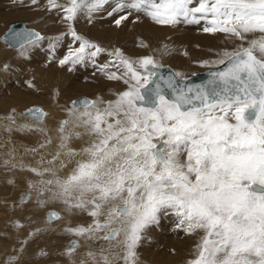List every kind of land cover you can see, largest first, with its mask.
Wrapping results in <instances>:
<instances>
[{
  "label": "snow or ice",
  "instance_id": "6c2138e0",
  "mask_svg": "<svg viewBox=\"0 0 264 264\" xmlns=\"http://www.w3.org/2000/svg\"><path fill=\"white\" fill-rule=\"evenodd\" d=\"M46 5L68 25L63 35L72 44L58 62L71 65L69 71L87 62L95 65L105 51L76 31L81 16L91 23L105 13L117 27L133 13L159 25L203 21L204 32L224 33L240 44L216 61L223 70L197 85L186 84L178 72L158 81L160 65L153 57L133 61L120 49L110 54L114 71L97 66L109 80H122L126 90L107 102H72L69 119L56 130L60 147L66 149L73 138L88 139L69 175L58 177L54 167L31 169L52 176L39 187L29 185L38 205H62L66 215L86 213L90 224L65 231L102 242L81 249L73 241L64 253L71 264H140L137 249L145 230L168 213L177 217L176 228L185 235L202 233L186 264H264V0H46ZM7 35L9 44L20 48L45 40L34 30L9 29ZM58 43L50 42L49 62ZM0 69L7 71L9 65ZM27 86L35 87L31 81ZM24 115L39 123L46 113L31 108ZM9 120L16 123L15 117ZM63 154L76 155L70 149ZM60 155L53 161L63 168ZM48 218L62 219L57 212ZM5 264H20L19 255H10Z\"/></svg>",
  "mask_w": 264,
  "mask_h": 264
},
{
  "label": "rangeland",
  "instance_id": "374dc122",
  "mask_svg": "<svg viewBox=\"0 0 264 264\" xmlns=\"http://www.w3.org/2000/svg\"><path fill=\"white\" fill-rule=\"evenodd\" d=\"M23 1L26 2V0ZM58 2L66 3V0H58ZM0 11V15L10 12H18L19 15V17L16 19L1 18V21L3 22L0 21V52H2L0 53V65H9V70L7 71L0 69V81L3 80L5 84L4 87L1 85L0 90V104H2L0 106V115L12 117L13 115H11V113H14L15 111L19 112L21 115L20 117H23L20 123L26 122L23 112L33 107H39L44 112V109H48L50 106H52V104H55V107L57 108L56 112L59 114V120L63 121L69 119L67 110L73 107L72 102L76 98L86 97L92 101V99H95L98 96H101L104 99L106 96L107 101L110 99L114 100L117 93L126 90L127 85H125L122 80H109L103 72L97 71V66H110L113 60V57L110 54L113 53L115 49H120L125 57L133 61H137L140 57L151 56L157 61L160 67L170 66L174 72L177 73V67L172 63H168V61L163 60L162 57L167 54H186L187 50L182 47V43L180 42V39H184L186 36L197 35L199 37H207L206 35L210 34L212 38L219 37L221 43L228 45L227 51L229 52L237 50L240 46L238 41L226 36L224 33L221 34L217 32L206 34V32L203 31V21H201L199 24L181 22L173 27V25H159L146 16L145 20L147 23L151 26H155V28L152 32L140 35L138 27L142 25H140L138 22L141 21L142 17H138L137 13H133L131 16H129L128 20L122 22L121 26L119 27L115 25L113 17H109L105 13H100L95 15V18L91 23L88 22L86 18L81 16L75 24V29L79 34L99 44L105 49V51L96 58L95 65L91 62H87L84 65H76L71 71H69L71 65L60 66L58 62L59 59L63 58V56L66 54L68 46L72 44L71 37L63 35L67 33L68 25L59 19L60 14H57L54 11L49 12L47 10L46 0H39L37 5H33L31 11L28 3H19L13 0H0ZM14 21L25 22L27 27L35 29L41 35L45 36V40L35 47L26 45L25 48H19V50L11 49L2 41V36L9 24ZM194 25H198V28L201 30L197 32L195 31L196 33L186 31V28H190ZM172 29L173 31L170 32L169 30ZM221 35H224L225 37ZM226 37L230 41H227ZM57 40H59V43L55 50V57L51 59V62H49L51 56L49 47L50 42ZM62 41L65 44L62 45ZM244 46L247 45L245 44ZM21 53H23V55H21ZM136 66L139 67V65ZM217 66H219V64L215 62L204 67H196L191 72L182 75V78L187 79L198 72ZM114 70L115 69L111 66L108 69V71ZM141 71L143 70L141 69ZM28 81H31L35 87L29 88L27 86ZM110 81H116L117 84L110 87ZM19 101L23 104L21 105ZM5 106H7V108H5ZM13 109L15 111H13ZM19 114L15 116V121L18 120ZM60 114H65V116L60 117ZM1 118L2 116H0V120ZM61 121H59V125ZM39 126L44 128L46 125ZM32 131L35 132L36 129H32ZM16 132V136H20L21 133L18 131ZM36 137L37 136L31 134L29 141L33 140V144L36 142L35 145H38L39 143V146H41V144L43 145V142L45 141L42 139H37ZM57 139L58 138H55V141L60 142V140ZM26 140L27 139L15 140L17 141V144L15 145L19 148L22 146H27L25 143L29 144L30 142ZM82 141L83 139L78 140L80 144L79 145L77 139L73 138L67 142L66 149H61L60 145H58L59 142L57 144L53 143V150L57 149L56 153L58 151L63 153L64 151L68 150V148H70V150L74 151L76 155L67 156L61 154L59 159L62 161L61 158L64 156V158L67 160H72L71 158L73 157L77 159L79 158L80 160L82 158L81 150L87 146L86 142L83 144ZM77 146H80V148ZM28 149L35 148L33 147ZM36 159L38 162H41L43 160V156ZM51 161L55 162L53 161V158ZM49 165L50 163L45 165V167L48 168L50 167ZM3 168L5 167H0V174H4L6 176L9 175L6 174L8 171L4 170ZM14 169L15 168H11L10 170L14 171ZM1 175L0 180L2 181L3 177ZM43 177H41V179ZM47 179H52V176L49 174L48 176H45L43 180ZM3 184L5 185V182ZM4 185L0 186L3 188ZM5 188L6 187H4V189ZM18 190L19 193L24 192V196L21 199L24 203L19 201L17 204L14 203V205H22L21 207L23 208V214H25V217H23L22 220L17 218L15 226L14 222L12 224H7L8 222H3L0 224V246L2 247L4 245L2 248L0 247V253L2 252V249H4L5 252L8 251L9 253L7 252V256L5 257L8 258L10 255L16 254L15 251L21 250L25 245L34 242L36 239V241L40 240L41 243H35V246L30 244V251L25 253V257H20V264H68V259L70 260V258L64 253L67 251L73 241H77L79 243V240L82 238L75 235L71 236L65 231L66 226L68 227L70 225L69 222L62 221L59 224H56L55 222L53 225H51L53 221L56 220H52L51 222L47 218L49 212L59 213V211H63V206L59 204H49L46 208V206L40 207L37 204L38 202L26 203L29 199L26 200L24 197L29 193L31 194V198L32 193H34L33 196L36 198L34 201H38L36 191L33 192L31 189L25 190V188H18ZM47 195L48 194L45 193L44 196H41L39 199H45ZM10 200L14 201L15 198L11 196ZM44 211L47 212L44 213ZM40 213H42L41 216ZM10 214L11 212H7V216H3V219L5 220L6 218L9 220L8 217ZM90 223V217L86 213L80 215V212H78L75 216V219L72 220V225L70 226L87 225ZM177 223V217L172 213H168L166 215H161L159 224L152 225L145 230L144 239L137 249L140 264H186V262L195 255V246L199 243L202 233L197 232L193 235H185L183 230L176 228ZM54 227L57 228L55 229ZM1 228H3V232L1 231ZM27 228L28 231H26ZM20 229L23 230L19 232ZM37 229H40V231L38 232ZM50 231L51 234H49ZM28 232L30 235L27 234ZM13 235L15 236L12 238ZM32 236H34V238L29 240ZM27 241L28 243L26 244ZM100 242L101 241H94L89 243H91L93 247H99V245L102 243ZM16 247L17 250L14 249ZM4 260L5 259H0V261H2L0 264H5Z\"/></svg>",
  "mask_w": 264,
  "mask_h": 264
},
{
  "label": "bare ground",
  "instance_id": "6f19581e",
  "mask_svg": "<svg viewBox=\"0 0 264 264\" xmlns=\"http://www.w3.org/2000/svg\"><path fill=\"white\" fill-rule=\"evenodd\" d=\"M15 2H21V0H13ZM23 3L25 4H29V8H30V11L33 7V5L30 4L29 0H26L23 1ZM31 5V6H30ZM29 10V9H28ZM1 12V11H0ZM23 13V12H22ZM25 13V12H24ZM21 15V14H20ZM24 15V14H23ZM138 17H142L141 18V21L138 22L140 23V25L142 26H139L138 29H139V33L140 35L141 34H145V33H149V32H152L154 31V28L155 26H151L147 23V21L145 20L146 19V16L142 13L140 14H137ZM19 15H18V12H10V13H7V14H2L0 15V21H1V18H5V19H16L18 18ZM21 18V17H20ZM87 20V19H86ZM3 22V21H1ZM1 26V25H0ZM27 26V25H26ZM174 27V26H173ZM179 27V26H178ZM199 26H192L190 28H186V31H190V32H197L199 30H201L200 28H198ZM1 28V27H0ZM99 28V27H98ZM183 28V27H182ZM175 29V28H173ZM172 30H169L170 32L173 31ZM195 32V33H196ZM198 34V33H197ZM202 34V33H201ZM207 34V33H206ZM222 34V33H221ZM217 35V34H216ZM143 36V35H142ZM207 37H199L197 35H189V36H186L184 39H180V42L182 43V47H184L185 50H187V53L186 54H180L178 53L177 55H170V54H167L165 56H163V60H166L168 61V63H172L173 65H175L177 67V70L179 73H181L182 75H185L189 72H191L194 68L196 67H204L206 65H209V64H213L217 61V59L221 56V54L227 50V46L226 44H223L221 43L220 41V38L219 37H216V38H212L210 34H207L206 35ZM221 36H224V35H221ZM225 37V36H224ZM227 41L229 40L227 37H226ZM225 39V40H226ZM230 41V40H229ZM232 42V41H231ZM227 43V42H225ZM230 43V42H229ZM6 44V43H5ZM65 44L63 41H62V45ZM228 44V43H227ZM7 45V44H6ZM231 45V44H230ZM8 46V45H7ZM9 47V46H8ZM110 47V46H109ZM11 48V47H10ZM20 48V47H19ZM19 48H17L19 50ZM13 49V48H11ZM22 49V48H21ZM0 50H1V47H0ZM3 50V49H2ZM5 50V49H4ZM17 51V50H16ZM58 52V51H57ZM142 52V51H141ZM2 53V52H0ZM61 54V52H60ZM134 55V54H133ZM137 55V54H136ZM141 55V54H140ZM62 56V55H61ZM135 57V56H134ZM15 58V57H14ZM137 58V57H136ZM141 58V57H140ZM207 62V63H205ZM68 70V69H67ZM61 79V78H60ZM56 81V80H55ZM110 87L112 85H115L117 84L116 81H110ZM2 83V84H1ZM1 85L2 87L5 86L4 84V81H0V90H1ZM117 86V85H116ZM3 94V93H2ZM110 97V95H109ZM108 97V98H109ZM116 98V97H115ZM3 99V98H2ZM15 100V99H14ZM96 100H102L104 102H106V96H105V99L102 98L101 96H98L97 98L95 99H92V101H96ZM111 100V99H110ZM20 102V101H19ZM21 105L23 104L22 102H20ZM2 104H0L1 106ZM56 105L55 104H52V106H50L48 109H44V113H46V116L43 118L42 122H36L35 119L33 120V118H26L25 121L26 122H21V120L23 119V117H20L21 115L19 114V112H14V113H11V115H13L12 117H15L16 115L19 114V118L18 120L16 121L15 124H11L10 120H9V117L10 116H6V115H0L2 116L1 120H0V167L2 168V166H4L5 168H3L4 170H7L8 173L6 174H9V175H1L3 177V180L1 181L0 180V185L3 186L4 182H5V185L4 187H6L4 189V187L2 188L0 186V224L5 222L7 224H12L14 222V226H15V223L17 222V218L22 220L23 217H25V214H23V208L21 207L22 205L18 204V205H14V203H18L19 201H22L21 199L23 198V193L22 192H18V188L20 189H31V191L35 192V188H30L29 185H35V186H39V182L41 180H43L45 178V176H48L49 173L47 172H44V174L41 176V175H37L36 172H33L31 171V169H37L38 171L40 172H43L44 169L46 168L45 165L49 164V162L52 160L53 156L56 154V150H53L54 149V146H53V143L57 144L58 142L55 141V138H58V133H57V129L59 127V114L57 111V108L55 107ZM103 106V105H101ZM5 108H7V106H5ZM17 108V107H16ZM83 109L82 107L79 109L80 111H83L81 110ZM1 111V110H0ZM26 111L23 112V115L25 114ZM3 113V112H2ZM1 114V113H0ZM4 114V113H3ZM7 114V113H6ZM10 114V113H9ZM25 116V115H24ZM65 116V114H60V117H63ZM64 119V118H63ZM28 125L29 128H21L20 126L21 125ZM39 125H46L44 127L45 131L44 132H41L39 129L42 128L41 126ZM36 129V131H32V129ZM20 132V136H16L17 135V132ZM31 134L37 136L36 138L37 139H42L44 140L45 142H43V147H42V144L41 146L40 143L38 145H35L33 144V140L29 141L30 137H31ZM46 137H49L52 139V143L49 144V143H46ZM18 139H21V140H24V139H27L26 141H29L30 143L27 144L25 143L27 146H22V147H17L15 144H17V141L15 140H18ZM59 140V138L57 139ZM81 140V139H80ZM55 141V142H54ZM84 141V142H83ZM83 141L82 143L85 144V142L87 141V137H84L83 138ZM7 142V143H5ZM12 142V143H10ZM41 142V141H40ZM75 142V141H74ZM78 142V140H77ZM10 143V144H8ZM38 143V142H37ZM76 143V142H75ZM33 144V145H31ZM79 144V142H78ZM77 144V145H78ZM83 144H82V147H83ZM58 145H60V142L58 143ZM80 145V144H79ZM35 148V149H28V148ZM71 147V146H69ZM80 148V146H77ZM86 147V146H85ZM42 148V149H41ZM57 148V146H56ZM72 148V147H71ZM70 149V148H68ZM74 150V149H73ZM42 154V155H41ZM62 155H64L62 152H61ZM43 156V160L41 162H38L36 158H39L41 156ZM62 161L65 163V167L63 168H60L59 165L56 163V162H53L51 165H49L50 167H54L57 169V176L60 177V178H65L67 175H69L72 171V169L76 166V162L79 160V158H71L72 160H67L64 158H61ZM4 164V165H3ZM6 164V165H5ZM10 167V168H8ZM11 168H15L14 171H11L10 169ZM3 171V170H2ZM6 172V171H5ZM44 176V177H43ZM16 177V178H15ZM41 177H43L41 179ZM2 179V178H1ZM34 193H32V198L31 200H27L26 203H29V202H38V201H34L36 200L35 196H33ZM13 196L15 198V200H10V197ZM26 196V195H25ZM43 197V196H42ZM25 198V197H24ZM23 202V201H22ZM24 203V202H23ZM22 204V203H21ZM38 204V203H37ZM31 205V204H30ZM49 205V204H48ZM53 205V204H52ZM21 207V208H20ZM36 207V206H34ZM30 208V207H29ZM38 208V207H37ZM47 208V206H46ZM31 209V208H30ZM10 210V211H9ZM7 212H11V214L9 215V220H7L5 218V220L3 219V216H7ZM33 212V211H31ZM38 212V211H37ZM40 212V211H39ZM47 212V211H44V213ZM28 213V212H27ZM36 213V212H35ZM43 213V211H42ZM42 213H40V216L42 215ZM50 213V212H49ZM49 213H48V216H49ZM60 213V216H61V220H56V221H53V223L51 225H53L55 222L56 224L62 222V221H66V222H69L70 225H72V220L75 219V216L77 215V213L75 214H72V215H66L65 211H59ZM84 213H80V215H82ZM47 216V218H48ZM29 217V216H28ZM36 219V218H35ZM49 219V218H48ZM19 220V222H20ZM32 220V219H31ZM84 220V219H83ZM82 220V221H83ZM25 222V221H24ZM52 222V221H51ZM90 222H91V218H90ZM21 223V222H20ZM24 224V223H22ZM77 224V223H76ZM68 225V224H66ZM69 225V226H70ZM10 226H13V225H10ZM9 226V227H10ZM60 226V225H59ZM77 226V225H76ZM2 227V226H1ZM36 227V226H35ZM38 227V226H37ZM53 227V226H52ZM67 227V226H66ZM55 228V227H54ZM57 228V227H56ZM55 228V229H56ZM60 228V227H59ZM36 229V228H35ZM21 230L23 229H20L19 232H21ZM1 231L3 232V228H1ZM25 231V230H24ZM28 231V228L27 230ZM35 231V230H34ZM33 231V232H34ZM30 232V231H29ZM29 232L27 233L28 235ZM48 232V231H46ZM5 233V232H4ZM11 234V233H10ZM16 234V233H15ZM51 234V231L50 233ZM27 235V236H28ZM57 235V234H56ZM15 235L12 236V238L14 237ZM35 236V234H34ZM34 236H32L29 240L33 239ZM72 236V235H71ZM49 237V236H48ZM55 237V236H54ZM58 237V236H57ZM1 238V236H0ZM46 238V236H45ZM51 238V237H50ZM28 240V241H29ZM13 241V240H12ZM23 241V240H21ZM28 241L26 242V244L28 243ZM48 242V241H47ZM98 242V241H96ZM18 243V242H17ZM35 243H41L40 240H37L35 239L34 242L30 243L31 245L35 244ZM45 243V242H44ZM101 243V242H100ZM99 243V244H100ZM4 244V243H3ZM30 244L28 245H25L21 250H17V247L14 248L16 249L17 251H15L16 254L19 255V259L20 257H25V253H28L30 251ZM79 244H80V247L81 249L85 248L89 242L84 240L83 238L79 240ZM40 245V244H39ZM98 245V244H97ZM4 246V245H3ZM2 246V247H3ZM35 246V245H34ZM1 247V246H0ZM1 247V248H2ZM66 248V247H65ZM13 249V248H12ZM13 249V251H14ZM7 250V249H6ZM79 251V249H78ZM8 252V251H7ZM7 252H5L4 249H2V252L0 253V259H5V261L8 260V258H5L7 256ZM4 253V254H3ZM6 253V254H5ZM9 253V252H8ZM12 253V252H11ZM14 253V252H13ZM4 257V258H3ZM25 261V260H24ZM68 264H71V260L68 259ZM2 262V261H0ZM2 264V263H1ZM25 264V263H24Z\"/></svg>",
  "mask_w": 264,
  "mask_h": 264
},
{
  "label": "water",
  "instance_id": "95a60500",
  "mask_svg": "<svg viewBox=\"0 0 264 264\" xmlns=\"http://www.w3.org/2000/svg\"><path fill=\"white\" fill-rule=\"evenodd\" d=\"M9 29H13L16 32H24L26 30H34V31L38 32L35 29L27 27L26 23L23 21L11 22L9 24L8 28L5 30L3 36H2V41L13 49L19 48V45L18 44H16V45H10L9 44L8 35H7L9 32ZM223 68H224V65H219L217 67L209 68V69L203 70L201 72H198L195 75H193L187 79H184V78L183 79H184L186 84H190V85L202 84V83H205L208 79H210V73L212 71L223 70ZM155 71H157V73H158V75L156 77V79L158 81H159V77H161V76H163L165 79H167L169 76H172L175 73L174 70L170 66H161V67H158L157 69H155ZM178 79H180V78H178ZM161 84H162V87H165L162 82H161ZM149 87H155V85L151 84V85H149ZM165 91H168L166 87H165ZM81 99L90 100L86 97H80V98H76L74 101L81 100ZM33 108H39V107H33ZM39 109H41V108H39ZM29 118H31V117H29Z\"/></svg>",
  "mask_w": 264,
  "mask_h": 264
}]
</instances>
